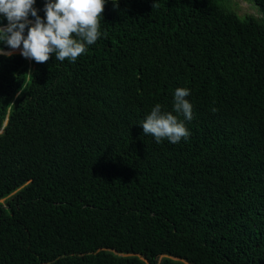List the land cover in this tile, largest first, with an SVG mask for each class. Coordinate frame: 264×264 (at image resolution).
Wrapping results in <instances>:
<instances>
[{
	"label": "trees",
	"instance_id": "1",
	"mask_svg": "<svg viewBox=\"0 0 264 264\" xmlns=\"http://www.w3.org/2000/svg\"><path fill=\"white\" fill-rule=\"evenodd\" d=\"M252 1L259 16L222 0H105L101 36L75 62L0 55V264H264ZM177 88L190 89V135L157 143L138 124L156 104L173 112Z\"/></svg>",
	"mask_w": 264,
	"mask_h": 264
},
{
	"label": "clouds",
	"instance_id": "2",
	"mask_svg": "<svg viewBox=\"0 0 264 264\" xmlns=\"http://www.w3.org/2000/svg\"><path fill=\"white\" fill-rule=\"evenodd\" d=\"M34 3L35 0H0V14L8 21L7 26L0 27V43L12 50L20 49L23 58L46 63L50 54H55L60 62L66 59L75 62L101 36L99 27L105 0H46L43 19ZM29 15L34 20H29ZM13 54L0 48V55ZM189 95L188 88L175 90L173 112L177 115L162 111V106L156 104L138 124L143 134H151L157 143L164 139L173 144L186 140L190 133L178 116L192 120L193 106L186 99Z\"/></svg>",
	"mask_w": 264,
	"mask_h": 264
},
{
	"label": "rangeland",
	"instance_id": "3",
	"mask_svg": "<svg viewBox=\"0 0 264 264\" xmlns=\"http://www.w3.org/2000/svg\"><path fill=\"white\" fill-rule=\"evenodd\" d=\"M222 5L227 7L228 9L233 10L238 15H244V14H251L253 16H259L260 11L258 10L257 6L253 3L252 0H226L224 2L222 0ZM8 52H18L20 53V49L12 50L10 48L6 49ZM1 130V129H0ZM3 198H0V201H2ZM162 255L157 256V262L161 258ZM146 263V262H145ZM148 264V263H146Z\"/></svg>",
	"mask_w": 264,
	"mask_h": 264
},
{
	"label": "water",
	"instance_id": "4",
	"mask_svg": "<svg viewBox=\"0 0 264 264\" xmlns=\"http://www.w3.org/2000/svg\"><path fill=\"white\" fill-rule=\"evenodd\" d=\"M8 24V21H7V23H6V25ZM5 25H1L0 27H4ZM4 51L5 52H8L6 49H4ZM0 129H1V127H0Z\"/></svg>",
	"mask_w": 264,
	"mask_h": 264
}]
</instances>
